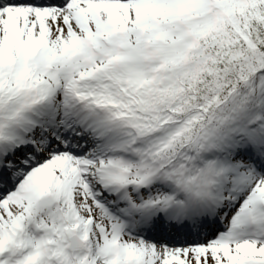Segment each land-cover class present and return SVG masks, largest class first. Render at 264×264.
I'll return each instance as SVG.
<instances>
[{"label": "snow or ice", "instance_id": "obj_1", "mask_svg": "<svg viewBox=\"0 0 264 264\" xmlns=\"http://www.w3.org/2000/svg\"><path fill=\"white\" fill-rule=\"evenodd\" d=\"M0 264H264V0H0Z\"/></svg>", "mask_w": 264, "mask_h": 264}]
</instances>
